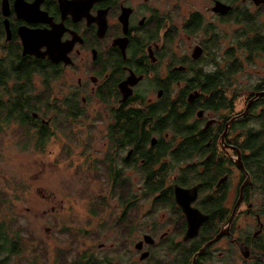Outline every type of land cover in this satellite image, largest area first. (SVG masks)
Masks as SVG:
<instances>
[{
	"label": "flooded vegetation",
	"instance_id": "af4514ba",
	"mask_svg": "<svg viewBox=\"0 0 264 264\" xmlns=\"http://www.w3.org/2000/svg\"><path fill=\"white\" fill-rule=\"evenodd\" d=\"M246 1L253 6V12H239L236 0H208L211 17L207 18L200 10L181 15V0H175L168 8L161 6L159 0H0V72L9 69L13 75H18L17 70L22 69L27 73L32 63L43 67L33 72V90L36 91L34 82L39 81L42 98L47 97V103L54 108L59 104L68 105L58 107L61 110L69 107L73 113H81L65 120V115L56 111L57 133L63 135L62 130L70 129L71 137L63 136L61 140L65 144L69 142L71 149L87 161L90 156H95L91 170L86 168L76 172L74 169L75 177L83 185L91 171L98 176H107L110 198L114 197L119 207H123L120 217L108 227L111 229L117 223L119 231L118 238L110 245L114 256L97 258L82 254L89 257V261L99 259L104 260L103 264H118L119 255L128 254L133 246L132 252L139 254V262L145 264H176L179 260H185L187 264H239L238 259L240 264H264V257L255 249L261 246L264 249L263 223L261 218L252 214L254 204L250 203L251 195L256 197L260 193L256 190L258 187L251 184V170L245 167L244 160L247 151L254 148L249 143L250 148L244 151L237 141H243L244 137L233 129L238 124L236 127L246 130H264V95H261L264 93V74L247 84L243 91L237 82L245 66L251 65L254 58L264 56V3L256 5L253 0ZM216 3H223L231 9L217 13L213 10ZM192 17L200 20L199 27L184 30V24ZM222 26L229 31L216 30ZM171 29L177 30L174 38L168 34ZM181 34L185 38L200 37L196 38L198 42L189 54L188 51L181 54L171 52L174 40ZM204 77H218L216 81L221 85L215 90L203 88ZM55 79L59 82L52 91L51 81ZM233 86L239 87L243 96V107L237 112ZM92 104L105 113L106 125L99 136L101 149H93L88 156L85 150L94 145L96 138H77L72 127L79 131L92 128L91 122L83 117ZM129 107L151 115L143 127L145 143L148 137L150 141L140 154L133 146H125L124 138L116 135V128H111L118 121L121 128L120 122L124 121L125 109ZM170 112L179 114L175 117ZM183 117L186 124L195 129L189 136L204 144L201 154L193 152L161 170V160L151 169L146 168L147 155L149 152L155 155L159 141L166 144L169 151H177L183 141V132L176 133L171 127L181 131ZM33 119L40 120L36 124L38 132V125L45 123L48 126L51 118L35 116ZM161 119H166L171 126L167 125L158 134L154 130L155 121ZM252 124L257 125V129ZM152 130L154 133L150 136ZM224 132L226 135L222 137ZM37 140L42 142L40 137H36L35 142ZM190 147L193 149L195 144L191 143ZM167 157L162 161H168ZM214 159H224V169L216 179L205 169L206 163ZM239 161L243 169L239 168ZM260 171L256 172L262 173ZM147 173L153 175L151 181L161 192L154 191L142 198L141 182ZM83 177L88 179L83 180ZM194 179L189 186L181 185ZM177 189L194 190L196 199L190 206L207 217L198 234L187 241L183 240L187 220L176 203ZM208 198L215 207L222 205L223 209L214 225L205 229L204 225L210 220L204 203ZM139 199H151L154 211L156 206H163L168 217L162 221L168 231H164L166 228L160 231L155 223L148 225L134 215L138 214ZM254 202L257 206L262 201ZM174 206L179 211L173 209ZM92 213L96 215L95 211ZM247 218L254 221L249 227L252 232H239L237 222ZM226 230L227 233L213 241ZM261 235L263 243L258 240ZM144 236H149L151 243H146ZM197 246L196 251L206 248L193 261L195 253L192 251ZM160 249L167 253V259L161 260L165 256L164 253L159 255ZM155 251L159 252L155 254ZM242 252H248V256L244 257ZM144 253L148 255L141 259Z\"/></svg>",
	"mask_w": 264,
	"mask_h": 264
},
{
	"label": "rangeland",
	"instance_id": "374dc122",
	"mask_svg": "<svg viewBox=\"0 0 264 264\" xmlns=\"http://www.w3.org/2000/svg\"><path fill=\"white\" fill-rule=\"evenodd\" d=\"M174 3L175 0H159V4L167 8ZM210 6L208 0H181L179 3L181 15L191 10H200L207 18L211 17L208 12ZM237 8L239 12L254 11L248 1L238 2ZM223 27H217L216 30ZM223 29L229 31L226 27ZM179 38L176 37L171 48V52L175 54L185 51L189 54L193 45L198 42L196 38L200 37L185 38L181 34ZM176 46L179 48L176 49ZM259 57L254 58L251 65L245 66L243 73L237 78L242 91L247 84L255 82L264 74V56ZM58 82V79L51 81L52 91L58 86ZM34 85L35 90L40 89L42 94L39 81H35ZM145 85L147 84L143 86ZM231 89L237 97L235 112L241 111L242 91L240 93L239 87L236 86ZM83 117L91 122L92 128L79 131L72 127V131L77 138H96L94 145H89L88 150H85L89 156L93 149L99 151L102 147L99 136L106 125V118L105 113L96 108V104H92ZM252 126L256 129L258 127L255 124ZM20 130V126L13 124L0 127V221L3 220L10 229L19 231L21 235V252L11 257L13 264H71L84 253L97 258L113 257L110 245L118 238L119 231L117 223L111 229L108 227L120 217L123 207H119L114 197L110 198L107 176H98L91 171L89 179L82 178L88 179L86 184L82 185L73 172L74 169L76 172H82L86 168L91 170L94 164L91 163L92 158L95 156H90L87 161L83 155L75 153L69 142L65 144L61 140L63 136L71 137L70 129L60 130L63 135H59L55 123H51L48 128L51 136L43 148L36 147L35 139H29V146L23 148ZM132 178L134 179L133 175ZM150 200L139 199L136 207L138 214L134 215L148 225L155 223L160 227V231H163L167 226L162 220L168 216L163 211V206H156L157 210L154 211ZM254 200L257 198L252 194L250 203L253 202L255 207ZM102 205L104 207L100 209ZM241 208L244 209V206ZM93 211L96 215H93ZM253 222L250 218L240 219L237 222L239 232L250 231L249 227ZM167 228L164 231H168ZM225 232L227 233V230L222 233ZM178 240L180 242V236ZM132 251L133 246L128 254L121 253L118 264H145L139 262V254ZM160 251L159 255L164 253L165 256L164 259L161 257V260L167 259V253L162 249ZM155 252L157 254L159 251ZM238 260L240 264V259Z\"/></svg>",
	"mask_w": 264,
	"mask_h": 264
},
{
	"label": "trees",
	"instance_id": "16d2710c",
	"mask_svg": "<svg viewBox=\"0 0 264 264\" xmlns=\"http://www.w3.org/2000/svg\"><path fill=\"white\" fill-rule=\"evenodd\" d=\"M238 2H243L246 0H236ZM200 20L196 17H192L190 21L188 20L184 24V30L192 31L193 29L199 27ZM169 36L174 38L177 34V30L171 29L169 31ZM9 68V67H8ZM43 67L37 63H32L29 65L28 70L29 72H23L22 69L17 70L19 72L18 75H13L9 69L7 71H4V73L0 72V127L2 125L6 124H13L14 126H20V136L23 140L22 147L27 148L29 146L28 140H33L36 137L42 138V142L39 140L36 141V147L43 148V146L46 144V139L50 136L48 133V128L51 123H54V116L56 115V111L59 110L60 113H63L65 115V120L68 119L71 115H80V112L73 113L69 107H65L62 110L59 105L62 106H68L64 104H59L57 108H54V105L47 103V97L42 98V94L40 91H34L32 84H31V78L33 76V72L36 70H42ZM218 77H214V79H210L207 77H204L203 82V88H209L212 90H215L221 85L216 80H218ZM48 80L45 81L47 83ZM102 103H105V101H101ZM217 108V106H214ZM171 115L174 114L175 117L179 113L177 112H170ZM59 114V113H58ZM181 115V114H180ZM35 116L40 117L41 119H50V124L48 126H45V123L39 124L40 126L39 131L36 132V124L40 121H36L33 118ZM182 116V115H181ZM180 117V116H179ZM151 118V115H144V113H140L138 110H134V108H126L125 114L123 117L124 121L120 122L121 128L118 127V122H116L114 127L116 128L115 132L117 136H120L124 138L125 140V146H133L135 148V151L140 154L143 152V150L147 147V144L150 141V137H148L147 143H145L144 138V124ZM118 120V119H117ZM182 123V127L180 128L181 131H179L177 128L172 126L171 128L176 132L179 133L183 132V141L179 143V146L177 147V151L174 153V151H169L168 147L163 145L161 141L158 142V145L156 147V153L155 155L150 154V152L147 155V158L149 162L147 163L146 168L151 169L153 165L157 164L161 160V164L159 167V170L161 168H164L169 163L177 162L179 159H183L185 157L190 156L193 152H198L201 154L202 149L204 148V144L202 141H194L191 136L194 132V128L186 124V119L184 117L180 121ZM241 123V122H238ZM167 125H170L166 119H161L159 121H155V131H157L158 134H161L160 132L166 128ZM171 126V125H170ZM235 125L233 127L237 129L239 136L244 137V140H238L239 145L242 147V149L248 150L249 143L252 145V150H248V155L245 157L246 168H249L251 171V177L253 179L252 186L256 189L260 195L256 196L257 201H262L260 205H257L253 207L255 211H252V214H255L259 218H261V223H263V233H264V130H255V129H248L242 128V127H236ZM189 128V129H187ZM38 129V128H37ZM34 131V132H33ZM150 136L153 134V130L149 132ZM200 137V136H199ZM205 137V136H204ZM203 137V138H204ZM142 138L141 141H136L137 139ZM235 141V143L237 142ZM206 142V139L204 138V141ZM192 144H195V147L192 149L190 146ZM208 149V147L205 149V151ZM150 150V149H149ZM174 150V149H173ZM168 156V161H162L165 159V157ZM166 158V159H167ZM212 159V158H211ZM224 159H220L219 161L213 160L208 161L206 163L205 169L207 171V174L211 173L212 178H217L221 175L223 169H224ZM255 170L254 173L252 171ZM257 170H261L262 173H257ZM164 172V171H163ZM162 172V173H163ZM161 173V174H162ZM153 175L151 173H147V177L145 176L142 179L141 182V197L147 198V196L154 191H160L159 186L154 183V181H151ZM181 178V177H180ZM180 178L178 179V182L180 183ZM242 179H244V176H241ZM182 181V180H181ZM195 181L191 180L190 182L186 184H181L184 186H189L193 184ZM212 184L211 181L209 183ZM155 187V189H152V187ZM254 190V189H253ZM162 194V193H161ZM163 196V194H162ZM165 197V196H164ZM166 200V197L164 198ZM167 201V200H166ZM211 202V203H210ZM206 207L209 211V222H207L204 227L205 229H208V226H213L214 223L217 220V217H219L220 210L222 211L223 207L222 205H219L218 208L214 206V202L210 200L209 198L204 201ZM173 209L178 210L176 206L173 207ZM126 211V210H125ZM179 211V210H178ZM216 219V220H215ZM215 221V222H214ZM260 223V221H259ZM217 225V224H216ZM20 238L21 235L19 234V231H15L13 229H10L8 225H6L5 222L0 221V264H13V261L11 260L12 256H17L21 252L20 247ZM263 235L258 237V240L262 242ZM263 243V242H262ZM264 245V244H263ZM198 246L193 249L192 253L196 254L198 251ZM257 251H260V255L264 257V249L261 247L255 248ZM254 253V251H253ZM89 257H86L85 255H81L78 258V262L76 264H103L102 262L104 260L99 259H93L91 261L88 260ZM176 264H187L185 260H179L176 262ZM244 264V263H242Z\"/></svg>",
	"mask_w": 264,
	"mask_h": 264
},
{
	"label": "water",
	"instance_id": "95a60500",
	"mask_svg": "<svg viewBox=\"0 0 264 264\" xmlns=\"http://www.w3.org/2000/svg\"><path fill=\"white\" fill-rule=\"evenodd\" d=\"M253 1L256 5L260 4V3H264V0H253ZM230 9H231L230 6H227L223 3H216L213 10L217 13H226ZM198 55H199V53L196 54L195 56H198ZM49 58L51 60H54V58L50 55H49ZM261 95H264V93ZM225 135H226V133L224 132L222 137H224ZM238 164H239V168L243 169V167L240 164V161L238 162ZM175 199H176L177 205L182 209L184 215L186 216L187 229H186L185 235L183 237V240L187 241V240L194 238L198 234L199 227L201 226V224H203V222H205L207 220V217L203 216L197 209H194L190 206V204L196 199V192L194 190H192V189L191 190L177 189L175 191ZM223 234L224 233H222V231H221V233L218 234L213 241L218 240V238H220V236ZM143 240L146 243H151V238L149 236H144ZM205 248H206V246H204L197 254H195L193 261H195L197 256L202 254V252L204 251ZM137 249H140V247L137 246ZM147 255H148L147 253L142 254L141 259L146 258ZM243 256L247 257L248 252L243 253Z\"/></svg>",
	"mask_w": 264,
	"mask_h": 264
},
{
	"label": "bare ground",
	"instance_id": "6f19581e",
	"mask_svg": "<svg viewBox=\"0 0 264 264\" xmlns=\"http://www.w3.org/2000/svg\"><path fill=\"white\" fill-rule=\"evenodd\" d=\"M242 254H243V252H242Z\"/></svg>",
	"mask_w": 264,
	"mask_h": 264
}]
</instances>
